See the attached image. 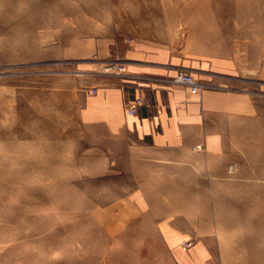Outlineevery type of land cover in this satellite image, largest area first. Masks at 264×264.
<instances>
[{
	"label": "rangeland",
	"instance_id": "1",
	"mask_svg": "<svg viewBox=\"0 0 264 264\" xmlns=\"http://www.w3.org/2000/svg\"><path fill=\"white\" fill-rule=\"evenodd\" d=\"M108 39L213 60L254 114L199 167L89 130L83 69L106 70ZM195 249L264 264V0H0V264H197Z\"/></svg>",
	"mask_w": 264,
	"mask_h": 264
},
{
	"label": "crops",
	"instance_id": "2",
	"mask_svg": "<svg viewBox=\"0 0 264 264\" xmlns=\"http://www.w3.org/2000/svg\"><path fill=\"white\" fill-rule=\"evenodd\" d=\"M141 43L108 39L99 42L96 55L100 64L113 62L123 66V75L106 72L90 63L84 80L85 91L79 115L89 130L104 131L116 139L130 140L145 151L161 152V159L192 161L199 167L209 165L204 158L223 154L227 148L231 119L254 114V98L234 90L216 87L229 79L216 73L214 61H200L189 66L181 57L167 49H147ZM188 70L201 84L197 94L188 86L173 81L180 70ZM97 88V92L90 94ZM152 102L151 108H140L135 116L127 108L135 98ZM202 145L201 152L195 147ZM195 249L193 255L203 261ZM179 264H190L188 256L178 255Z\"/></svg>",
	"mask_w": 264,
	"mask_h": 264
},
{
	"label": "built area",
	"instance_id": "3",
	"mask_svg": "<svg viewBox=\"0 0 264 264\" xmlns=\"http://www.w3.org/2000/svg\"><path fill=\"white\" fill-rule=\"evenodd\" d=\"M106 72H113L117 75H123L125 72V68L121 65H118L116 63H109L105 67ZM173 81L175 83H178L180 85H186L189 87L191 94H197L200 91L201 84L195 80L192 73L186 69L180 70L177 72V74L173 77ZM97 92V88H94L91 90L90 94H94ZM153 106L152 102L148 99H145L143 97L135 98V100L129 104L127 108V113L131 116H135L137 113V110L140 108H151ZM197 152H201L202 145H198L194 149ZM191 244H186V248H189Z\"/></svg>",
	"mask_w": 264,
	"mask_h": 264
},
{
	"label": "bare ground",
	"instance_id": "4",
	"mask_svg": "<svg viewBox=\"0 0 264 264\" xmlns=\"http://www.w3.org/2000/svg\"><path fill=\"white\" fill-rule=\"evenodd\" d=\"M241 1V0H238V2ZM3 153V152H2Z\"/></svg>",
	"mask_w": 264,
	"mask_h": 264
}]
</instances>
